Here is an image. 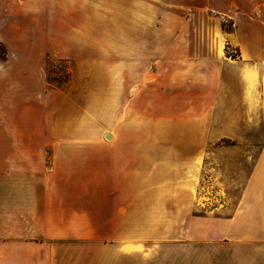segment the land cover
<instances>
[{
	"label": "rangeland",
	"instance_id": "374dc122",
	"mask_svg": "<svg viewBox=\"0 0 264 264\" xmlns=\"http://www.w3.org/2000/svg\"><path fill=\"white\" fill-rule=\"evenodd\" d=\"M12 1H0V168L52 167L54 157L73 167L81 159L82 176L60 175L68 186L60 195L71 201L75 184L84 204L96 205L99 195L105 209L106 177L96 192L90 154L96 139L126 143L136 152L132 164H144L148 238L190 198L197 214L232 213L262 147L264 1L114 0L111 9L109 0H83L96 14L82 16L53 1L11 8ZM243 40L253 41V60L242 58ZM48 138L77 145H47ZM76 148L83 155H67ZM10 181L0 173L3 233L22 231L8 223L11 200L34 199V186L25 193ZM183 223H173L174 233L185 232ZM159 243L147 240L146 264H169L153 258Z\"/></svg>",
	"mask_w": 264,
	"mask_h": 264
},
{
	"label": "crops",
	"instance_id": "0c3cea01",
	"mask_svg": "<svg viewBox=\"0 0 264 264\" xmlns=\"http://www.w3.org/2000/svg\"><path fill=\"white\" fill-rule=\"evenodd\" d=\"M51 1L72 16L96 14L88 12L87 8L83 9V0H13L11 8L20 6L19 2L24 3L22 7H31L36 2ZM109 1L108 6L113 9L114 0ZM2 17L3 9L0 20ZM2 26L0 23V36ZM257 42L264 44L263 41ZM252 44L253 41L249 40H243L240 44L245 61L253 60L257 54ZM243 48L247 58L243 56ZM262 112L263 120L256 122L263 130L262 147L232 213L197 214L190 198V202L183 204V211L176 213L173 219L166 220L164 223L169 225L150 238L146 214L142 212V209L147 208L146 182L141 179L145 176L144 164L141 160L132 164L131 156L136 152L134 148L120 146L126 143H107L96 139V151L90 154L95 171L90 175L97 179L91 186L96 187V192L101 183L99 177H106L105 209L98 205L99 195L92 197L96 205L84 204L83 189L80 186L78 189L75 184H68L72 187V191L68 188L69 191L74 195L71 201L60 195V187H68L67 184L60 185V175L82 176L84 165L81 159L74 158L76 164L73 167L71 164H62L60 159L54 157L52 167L45 163L34 170L27 167L18 170V167H12L13 164H10V170L7 167L5 170L0 168L1 174L5 172V177L11 178V190L18 187L27 193L34 186L33 201L28 198L25 203L15 204V198L11 200L14 209L8 223L11 226L18 225L17 229L22 231L0 232V264H146L149 257L146 251L148 239L160 241L153 258L162 256L169 264H264V105ZM67 140L75 141L48 138L45 144L77 145L76 142H65ZM61 149L54 148L55 151ZM75 150V153L67 155H83L82 148ZM100 155L101 158L98 157ZM52 156H59V153H52ZM105 170L107 174L104 175ZM132 196L135 198L133 201ZM2 207L0 196V210ZM100 210L105 211L100 213ZM175 219L177 221H173ZM0 220L2 222V218ZM183 220L185 232L174 233L173 223ZM178 245L181 246L180 250L174 247ZM165 246H173L174 250L166 249ZM163 250L164 254L160 255Z\"/></svg>",
	"mask_w": 264,
	"mask_h": 264
},
{
	"label": "bare ground",
	"instance_id": "6f19581e",
	"mask_svg": "<svg viewBox=\"0 0 264 264\" xmlns=\"http://www.w3.org/2000/svg\"><path fill=\"white\" fill-rule=\"evenodd\" d=\"M223 45H224V41L221 42V45H220V47H219V53H220V54H223ZM243 56H244L245 58H247V52H246L245 48H243Z\"/></svg>",
	"mask_w": 264,
	"mask_h": 264
},
{
	"label": "water",
	"instance_id": "95a60500",
	"mask_svg": "<svg viewBox=\"0 0 264 264\" xmlns=\"http://www.w3.org/2000/svg\"><path fill=\"white\" fill-rule=\"evenodd\" d=\"M107 136H108V138H111V137H112V135H111V134H108Z\"/></svg>",
	"mask_w": 264,
	"mask_h": 264
}]
</instances>
